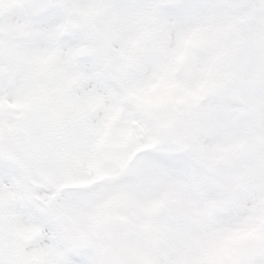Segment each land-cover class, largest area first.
<instances>
[{
  "label": "clouds",
  "instance_id": "1",
  "mask_svg": "<svg viewBox=\"0 0 264 264\" xmlns=\"http://www.w3.org/2000/svg\"><path fill=\"white\" fill-rule=\"evenodd\" d=\"M0 264H264V0H0Z\"/></svg>",
  "mask_w": 264,
  "mask_h": 264
}]
</instances>
